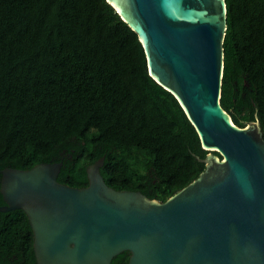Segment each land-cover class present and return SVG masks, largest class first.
<instances>
[{
  "label": "trees",
  "instance_id": "16d2710c",
  "mask_svg": "<svg viewBox=\"0 0 264 264\" xmlns=\"http://www.w3.org/2000/svg\"><path fill=\"white\" fill-rule=\"evenodd\" d=\"M225 1L221 105L239 128L259 120L264 131V0ZM210 153L222 159L150 76L137 34L107 0H0V207L7 168L63 162L58 181L85 188L102 157L110 188L164 203ZM34 242L23 210L0 212V264H37Z\"/></svg>",
  "mask_w": 264,
  "mask_h": 264
},
{
  "label": "water",
  "instance_id": "95a60500",
  "mask_svg": "<svg viewBox=\"0 0 264 264\" xmlns=\"http://www.w3.org/2000/svg\"><path fill=\"white\" fill-rule=\"evenodd\" d=\"M142 43L150 76L172 93L206 159L197 180L162 203L110 188L105 157L89 186L58 181L63 162L7 168L0 212L23 210L37 264H264V131L236 126L221 105L225 0H107Z\"/></svg>",
  "mask_w": 264,
  "mask_h": 264
}]
</instances>
